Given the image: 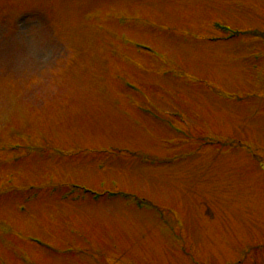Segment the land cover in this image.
Listing matches in <instances>:
<instances>
[{
	"label": "rangeland",
	"instance_id": "rangeland-1",
	"mask_svg": "<svg viewBox=\"0 0 264 264\" xmlns=\"http://www.w3.org/2000/svg\"><path fill=\"white\" fill-rule=\"evenodd\" d=\"M0 264H264V0H0Z\"/></svg>",
	"mask_w": 264,
	"mask_h": 264
}]
</instances>
